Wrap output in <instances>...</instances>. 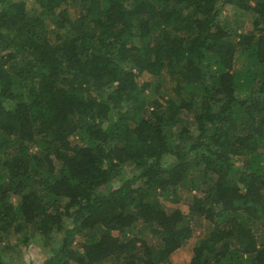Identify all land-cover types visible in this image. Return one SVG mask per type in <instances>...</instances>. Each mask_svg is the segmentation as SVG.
<instances>
[{
	"label": "trees",
	"instance_id": "16d2710c",
	"mask_svg": "<svg viewBox=\"0 0 264 264\" xmlns=\"http://www.w3.org/2000/svg\"><path fill=\"white\" fill-rule=\"evenodd\" d=\"M198 218L177 264H264V0H0V233L41 264H171Z\"/></svg>",
	"mask_w": 264,
	"mask_h": 264
},
{
	"label": "rangeland",
	"instance_id": "374dc122",
	"mask_svg": "<svg viewBox=\"0 0 264 264\" xmlns=\"http://www.w3.org/2000/svg\"><path fill=\"white\" fill-rule=\"evenodd\" d=\"M33 0H27V2L32 3ZM250 1V0H249ZM221 18H229L232 22L233 28L237 32H249L251 31L253 15L248 13L239 12L235 7L224 6L220 13ZM129 45L137 46L139 43L137 38L132 37L128 41ZM126 69L131 68L132 65L127 64V62L122 63ZM240 65L238 62L235 63V67L238 68ZM171 79L164 76L161 79H158L157 84L161 83L160 89L157 94L154 91L150 90L149 96L151 98L162 95L164 98L172 97L171 91L169 88L165 87V85H170ZM156 86V82L154 83ZM191 118V117H190ZM190 120V119H189ZM71 143H78L79 139L75 137L69 138ZM35 150V148H32ZM132 167H125L124 174L129 175L132 172ZM114 185H118L117 182H114ZM191 193L186 191L185 189H181L177 191V196H171L169 199H161V202L170 208H178L182 214L186 217L188 214L187 202L190 200ZM12 201L14 203L17 202L16 197H13ZM192 227V237L185 243L183 246L178 249L175 253L171 255L169 258V262L171 264L177 263H187L190 257V248L194 244V242L198 241L205 233L210 230V226L208 222H206L203 218L194 219L191 222ZM18 237L12 238L11 236H7L5 233H0V250L6 254L4 257L6 260H10L14 264H41L48 256L46 250L40 247V243L37 240L28 241L27 244L21 245V242L18 241ZM148 239V236H147ZM76 241V240H75ZM77 242V241H76ZM151 242H154L153 238Z\"/></svg>",
	"mask_w": 264,
	"mask_h": 264
}]
</instances>
